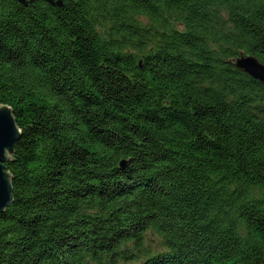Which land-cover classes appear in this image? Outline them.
<instances>
[{
    "label": "trees",
    "instance_id": "obj_1",
    "mask_svg": "<svg viewBox=\"0 0 264 264\" xmlns=\"http://www.w3.org/2000/svg\"><path fill=\"white\" fill-rule=\"evenodd\" d=\"M264 0H0V264H264Z\"/></svg>",
    "mask_w": 264,
    "mask_h": 264
},
{
    "label": "water",
    "instance_id": "obj_2",
    "mask_svg": "<svg viewBox=\"0 0 264 264\" xmlns=\"http://www.w3.org/2000/svg\"><path fill=\"white\" fill-rule=\"evenodd\" d=\"M17 1L25 4V0ZM45 1L53 3L55 0ZM235 65L252 78L264 84V64L260 63L255 57L240 55ZM19 138L20 131L16 126L11 108L7 105H0V213L5 211L13 202L12 179L5 170V164L11 161L14 145Z\"/></svg>",
    "mask_w": 264,
    "mask_h": 264
}]
</instances>
